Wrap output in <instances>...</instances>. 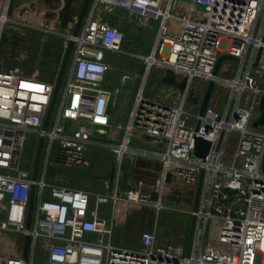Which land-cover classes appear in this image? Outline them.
<instances>
[{"label":"built area","instance_id":"built-area-1","mask_svg":"<svg viewBox=\"0 0 264 264\" xmlns=\"http://www.w3.org/2000/svg\"><path fill=\"white\" fill-rule=\"evenodd\" d=\"M195 1L205 4L206 10L181 0H92L76 36L59 30L66 46L74 39V48L46 128L59 73L54 79H44L39 72L27 74L0 60V231L12 230L23 238L29 234L33 262L42 252L47 264H264V127L254 126L262 91L250 66L245 68L242 61L230 77L214 74L221 55L253 61L247 55L252 48L253 58L261 44L264 0ZM8 4L9 0H0V34L15 21L7 15ZM122 10L139 21L158 24L152 50L143 57L145 78L153 67L163 66L180 81L185 78L186 85L177 89L170 104L164 97L148 96L141 86L123 139L115 145L96 135L106 134L113 125L119 89L108 85L112 68L108 54L120 51L125 33L109 17ZM53 29L43 31L47 36ZM127 79L128 75L122 77ZM211 80L228 87L234 105L219 111L209 103L200 115V101ZM199 81L206 88L197 89ZM233 132L237 133L236 146L228 152ZM198 137L211 142L205 158L195 154ZM40 138L43 147L34 179ZM134 138L151 147H132ZM30 143L34 155L26 166L23 153ZM105 145L120 162L127 154L157 160L156 184L141 181L138 187L120 191L117 181L113 190L93 200L90 191L56 180L63 169L88 164L90 147ZM168 173L194 193H186L193 203L202 176L198 206L188 210L195 219L190 245L161 243L156 226L141 234L139 246L114 242L122 204L164 208ZM32 186L34 216L27 229ZM226 187L237 193H225ZM153 191L158 194L155 200ZM103 204L112 206L110 222L99 217ZM0 264L29 263L21 250Z\"/></svg>","mask_w":264,"mask_h":264},{"label":"rangeland","instance_id":"rangeland-1","mask_svg":"<svg viewBox=\"0 0 264 264\" xmlns=\"http://www.w3.org/2000/svg\"><path fill=\"white\" fill-rule=\"evenodd\" d=\"M80 2L82 4L83 0ZM26 5V10L29 12L25 11L24 15H20L18 19L15 13V16L11 17L15 21L1 33L4 41L0 45V60L5 66H18L27 74L39 72V75L45 79H50V77L54 79L57 73L48 74L50 72L46 71L47 68H50L49 58L55 52L60 53L61 68L67 49L65 37L61 33L67 30L72 32L74 25L70 28H62L59 24L56 27L45 23V21L42 22L40 19H44V17H36L33 12L32 1ZM55 8L56 6L52 7V9ZM50 12L52 11L50 10ZM117 14L120 15H116L115 17L121 24L120 28L125 33L124 41L126 42V48L123 50L126 53H121V55L118 52L108 54L112 65V68L108 72V83L113 81L112 84L115 87H119V95L113 107V125L111 127L113 129L112 135L117 138L116 140L120 139L123 134L125 126L123 124L129 120L134 99L144 80L145 64L143 57L151 52L155 41L156 28L158 27L157 23L139 21L135 16L130 15L124 10L117 12ZM37 19L41 22L36 21ZM46 27L55 29L46 36V33L43 31V28ZM56 55L58 54H54L53 58ZM251 68L250 66L249 69ZM157 74L159 75L158 71L156 68H153L146 77V85H148L147 89H149V92L155 89L152 87H156V82L153 79H156ZM232 74L233 72L229 71L220 77H230ZM125 75L129 76L127 81L122 80V77ZM196 85L197 89L199 87L202 89L206 88L204 83L200 81L196 82ZM195 91L196 89L192 95L193 100H196ZM229 93L228 87L222 82H219L215 87L214 94L212 95H215V101L219 109L223 110L229 105H234L233 101L230 102ZM201 103L202 99L200 106ZM121 125H123V129H121ZM110 134V130H108V133L104 135L97 134L96 136L109 138ZM23 155L24 164L29 166L30 155L31 157L34 155V145L31 143L27 144ZM87 160L88 164L84 163L81 167L63 169L56 180L62 184L90 191L93 200L97 194L106 192L105 186L107 183L110 185L114 184V175L118 171L122 174L123 170V174L125 175L130 170L129 165H126L125 161L123 164H120L115 153L109 149L90 151ZM125 176L122 179L121 175V186L123 187L127 186L128 181V176L127 178ZM179 185V183L174 185V188L178 187V189H175V192L172 191L173 189L170 190L172 192L168 191L163 203L164 208L161 211H158L151 205L122 204L120 227L118 231L114 232L115 240L125 246L138 245L141 243V234L156 225L158 226V239L161 243H167L168 240H172L176 244L187 246L192 223V217L188 213V210L191 209L193 202L192 199L188 202L185 198L179 201L180 199L177 196V193L180 192ZM23 242L24 238L21 234L15 233L12 230L0 231V255L5 257L20 255ZM47 259L46 254L38 252L35 256L34 264H47Z\"/></svg>","mask_w":264,"mask_h":264},{"label":"crops","instance_id":"crops-1","mask_svg":"<svg viewBox=\"0 0 264 264\" xmlns=\"http://www.w3.org/2000/svg\"><path fill=\"white\" fill-rule=\"evenodd\" d=\"M80 1H82V0H79L76 3V10L77 11H79V8L81 6V2ZM26 4L27 3L21 5V7H19V9H17V11L18 10L27 9V5ZM32 4H33V7H34L33 8V12L35 13L37 18H39V17L43 18L44 17V19H40V20H42V22L45 21V23H47V24H50V25H53V26H56V27L58 26V24L60 23L59 20H58V12L64 6V1L63 0H53L51 2H49L48 0H32ZM53 6H56V8L52 9ZM50 10L52 12H50ZM25 11L29 12L28 10H25ZM19 17H20V15L17 12L16 13V18L18 19ZM109 18L112 19V21L116 25H118L120 27L121 24L118 22L116 17L113 18V16L110 15ZM40 20L37 19L36 21L41 22ZM260 20H261V22H262V20H264V13L261 15V19ZM70 24H72V23H70ZM72 26H73V24L71 26H69V28L72 27ZM254 57L252 58V48H251L249 54L247 55V59L254 60ZM240 66H241V64L239 62H235V61H231V60H225V61L222 62L218 74H220V76H224L227 72L232 71L233 72L232 75H234V73L240 68ZM248 66H251V65L245 64L244 67L247 68ZM153 68H156V70L159 73V75L157 74L156 79H153V81L156 82V87H152V88H155V89H152V91L149 92V89H147L148 85H146L147 84L146 83L147 82V78H145V77H144V80H143L141 86H144L145 93L148 96L155 97V98H163L164 97L169 104L172 103L176 99L175 98L176 95H174V94L177 91V89H179V88L177 86H175L173 83H168V82H165L163 80V78L165 76V73H166V70H168L169 68H166V67H163V66H155ZM152 69H151V71H152ZM250 70H251V74L255 77V79H257L258 88L262 91V95H263V93H264V54H263V57H262V60H261V67L260 68L252 67ZM150 72L148 73V75L150 74ZM172 74L175 75L176 81L179 82L180 78L173 71H172ZM110 87L119 89V87H115V85L110 86ZM213 94H214V91H213ZM118 95H119V91H118V94L116 96V100H117ZM215 102H216L215 101V95H212L211 102H210L211 105L215 106L219 111H224L226 109V108H224L223 110L219 109L218 105H217V102L216 103ZM115 103H116V101H115ZM112 115H113V112H112ZM260 115H261L260 111L258 110L257 113H256V116H255V118H256L255 121H257L260 118ZM126 123L127 122H125L123 125H125ZM123 125L120 126L121 129H123ZM255 127L262 128V127H264V125H258V126H255ZM108 130H110V133H111L109 135V138L100 137L102 139V141L106 142L107 144H115V145L119 144L122 141V139H123L124 129H123V134H122L121 138L118 139V140H116L117 138H115V136L112 135V133H113L112 130L113 129L110 127ZM107 133H108V131H107ZM236 140H237V133L233 132L231 134V136H230V142L228 144V147H229L228 148V152H231L234 149V147L236 146ZM131 146L134 147V148L151 147L150 144H147L146 141H143L140 138H134L133 141H132ZM98 149H109V150H111L113 152V150L110 147L106 146V145L105 146H100V147L99 146H95V147H90L89 148V150L87 152V156H88V153L90 151H94V150H98ZM124 161H125L126 165H129V168H130L129 172L127 174H125L126 175L125 176L123 174V170H122V174H121L120 171H118L114 175V179H115L114 180V184L113 185H110L109 183L106 184V186H105L106 191L108 189L109 190H113L114 187L117 185V181H118V186H119V190L120 191H124V190L132 188V187H138V185H139V183L141 181L144 182V184H146V185H148L150 183L151 184H156L158 172L160 170V163L157 160H153V159H149V158L141 157V156H137V155L127 154V155H125L124 159L120 162V164H123ZM81 166H77L75 168H78V167H81ZM121 175H122V179H124V176L126 178L128 176L127 186H125V187L121 186ZM175 181L172 179L171 182H168L169 183V186H168V190L169 191L173 189L172 191L175 192V189H178V187L174 188V185L177 183V182L175 183ZM107 186H108V188H107ZM172 191H170V192H172ZM179 191L180 192L177 193L178 199H180L179 201L183 200V198L188 200L189 198L187 197L186 193H188V194L192 193L189 188L183 187V186H180V190ZM153 193H154V191H153ZM155 193H157V192H155ZM192 194H194V193H192ZM189 201H191V200H188V202ZM187 204L189 205V203H187ZM193 205L195 207V202L193 203ZM98 210H99V217L101 219L105 220L106 222H110L111 215H112V206L110 204H103V205H101L99 207ZM120 211H121V207H120L119 212H118V220H117L114 232L118 231V229L120 227ZM155 226H153V227H151V228H149L147 230L154 229ZM156 227L158 228V226H156ZM114 242L118 243L115 240V235H114ZM171 242H172V240H168L167 243H171ZM118 244L122 245L120 243H118ZM139 245L140 244L134 245V246H139ZM127 246H131V245H127ZM4 258H5V256H1L0 255V260H3Z\"/></svg>","mask_w":264,"mask_h":264},{"label":"water","instance_id":"water-1","mask_svg":"<svg viewBox=\"0 0 264 264\" xmlns=\"http://www.w3.org/2000/svg\"><path fill=\"white\" fill-rule=\"evenodd\" d=\"M31 1L32 0H9L7 15L9 17H14L15 13H17V12L21 16L24 15V11L26 9L18 10V11H17V9H19V7H21V5H23L25 3H30ZM48 1L51 2L52 0H48ZM63 1H64V6L58 12V20L60 22L59 26L62 28H68L71 25L70 23H72L74 25L72 35L76 36L81 29L83 21L85 20V17L88 13V10H89V7L91 5L92 0H83L79 11L76 10V3L79 0H63ZM179 1L180 0H176V3H178ZM181 1H184L188 4H192L197 10H201V11L206 10L205 4H202V3L197 2L195 0H181ZM2 41H4V37L1 36V34H0V45H1ZM73 48H74V39H71L69 41L68 46H67V49H66L63 61H62V65H61V68H60V71L58 74V79H57V82H56V85L54 88L52 100H51V103H50V106L48 109V113L46 116V120L44 123V128L47 127L48 121L50 119V116L52 114L54 105L56 103V100H57V97L59 94V91H60L61 86L63 84L64 76H65L68 64L70 62V59H71V54H72ZM263 54H264V32H263V35L261 37V44L257 48V51L255 53V57H254L253 61L241 60L240 58L235 57L233 55L224 54V55H221L219 57L217 64H216V67H215V70H214V74L219 73L220 66H221L222 62L225 60H231V61H235V62H241L242 61L244 64L251 65L254 68H260ZM163 80L165 82H168V83H173L175 86H177L181 90H183L185 85H186V79L185 78L182 81H179V82L176 81L175 75L172 74V71L169 69L166 70V73H165ZM216 85L217 84H216L215 80L209 81L207 88H206V91H205V95L203 97V100H202V103H201V106L199 109L200 115H203L205 113V110L211 101V97H212V94H213V91H214ZM258 109H259L261 115H260V118L254 122V126L264 125V94L261 96V100H260V104H259ZM110 111H111V105L108 106V112H110ZM42 147H43V138H40L38 145H37L36 155H35L34 164H33V178L34 179L37 176L39 161H40L41 152H42ZM210 147H211V142L209 140H206V139L201 138V137L196 138L194 151L198 157L205 158L209 152ZM263 165H264V162H263ZM166 181L167 182L172 181V174L171 173L167 174ZM201 185H202V176H201L199 184H198L196 201H195V208H197V206H198ZM223 191L225 193H228V194L237 193V190H234V189L229 188V187L224 188ZM157 197H158L157 193L154 192L152 194V199L155 200V199H157ZM34 207H35V186H32L29 204H28V213H27V218H26V228L27 229H30L31 225H32L33 216H34ZM194 222H195V219L192 218L188 245H190V242H191L193 228H194ZM31 242H32L31 236L29 234H26L24 236L22 256L27 263L34 264V262L31 259V255H30Z\"/></svg>","mask_w":264,"mask_h":264},{"label":"trees","instance_id":"trees-1","mask_svg":"<svg viewBox=\"0 0 264 264\" xmlns=\"http://www.w3.org/2000/svg\"><path fill=\"white\" fill-rule=\"evenodd\" d=\"M54 54H58L56 55L54 58H53V55ZM53 55H51V57L49 58V67L50 68H47L46 71L50 72L48 74H53V73H59V68H60V63H61V60L59 58V54L58 52H55ZM52 76V75H50ZM43 78V77H42ZM52 78V77H50ZM45 79V78H44ZM73 187V186H72Z\"/></svg>","mask_w":264,"mask_h":264},{"label":"flooded vegetation","instance_id":"flooded-vegetation-1","mask_svg":"<svg viewBox=\"0 0 264 264\" xmlns=\"http://www.w3.org/2000/svg\"><path fill=\"white\" fill-rule=\"evenodd\" d=\"M124 48H126V42H125V41L122 43L121 48H120V51H119L120 53L118 52V54L121 55V53H126V52H124V50H123ZM71 55H72V54H71ZM107 76H108V74H107ZM112 82H113V81H111L110 83H108V85H109V86H113ZM195 201H196V198H195Z\"/></svg>","mask_w":264,"mask_h":264},{"label":"bare ground","instance_id":"bare-ground-1","mask_svg":"<svg viewBox=\"0 0 264 264\" xmlns=\"http://www.w3.org/2000/svg\"><path fill=\"white\" fill-rule=\"evenodd\" d=\"M71 25H72V24H71ZM71 25H70V26H71Z\"/></svg>","mask_w":264,"mask_h":264}]
</instances>
